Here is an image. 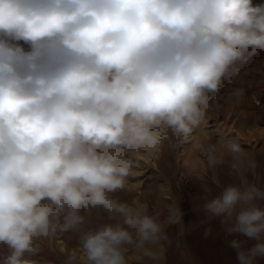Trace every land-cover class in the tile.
Here are the masks:
<instances>
[{"label": "clouds", "instance_id": "clouds-1", "mask_svg": "<svg viewBox=\"0 0 264 264\" xmlns=\"http://www.w3.org/2000/svg\"><path fill=\"white\" fill-rule=\"evenodd\" d=\"M257 52L264 4L252 0H0V264H37L35 241L69 229L82 255L67 264H128L133 250L161 260L179 208L161 221L113 194L134 172L133 153L154 152L169 131L188 138L210 94ZM204 155L209 167L231 157L241 176L203 211L257 240L230 244L239 264H254L264 257V190L244 173L255 162L232 137ZM93 208L114 222L82 229Z\"/></svg>", "mask_w": 264, "mask_h": 264}, {"label": "rangeland", "instance_id": "rangeland-1", "mask_svg": "<svg viewBox=\"0 0 264 264\" xmlns=\"http://www.w3.org/2000/svg\"><path fill=\"white\" fill-rule=\"evenodd\" d=\"M252 3L254 6L260 5L264 4V0H252ZM235 87L245 89L243 102L236 103L228 99L227 94ZM210 95L212 99L201 125L186 139L169 131V138L150 154L133 153L132 158L136 162L134 172L128 178L126 188L113 194L130 205L146 203L150 212L156 214L161 221L168 216L169 205H176L180 210L179 221L166 228L163 258L152 260L151 263L150 259L140 258L138 264H239L237 250L230 246L231 241L240 240L243 249H250L257 243V240L243 234H227V225L217 223L215 219L218 217L209 218L203 211L204 204L216 197L213 189L218 185V178L214 167L208 166L205 156L200 158L198 151L201 145H198L197 137L200 138L206 132L208 127L203 122L213 110L214 114L225 117L224 120L228 118L229 126L234 127L233 133L225 129L221 138H235L247 153L250 145L260 147L264 143V52H257L246 63L237 65L236 71L223 81L219 92ZM246 111L256 112L260 121L254 115V123L247 127L244 123ZM228 113L230 117H227ZM240 132L243 133L242 136ZM221 138L213 136L211 139L213 143H217ZM257 177L256 175L251 184L257 185ZM228 181L232 182L230 179ZM145 189H148L150 198L142 199ZM256 203L264 208V199H259ZM93 209L97 217L108 218L102 209ZM89 210L85 213L86 216L89 215ZM65 232L58 230L50 243L46 242L48 237L36 240L39 251L30 258L37 264H51L52 256L63 253L59 243L65 241ZM7 251V246L0 244V252L4 254ZM129 254L131 258L138 256L134 250ZM254 264H264V257L258 256Z\"/></svg>", "mask_w": 264, "mask_h": 264}, {"label": "bare ground", "instance_id": "bare-ground-1", "mask_svg": "<svg viewBox=\"0 0 264 264\" xmlns=\"http://www.w3.org/2000/svg\"><path fill=\"white\" fill-rule=\"evenodd\" d=\"M245 114H246V116L244 119V123L247 124V127H250L254 123V119H255L254 115L260 121V116L259 115L257 116L256 112L246 111ZM205 115H207L206 112H205ZM229 115H230V113H228L227 117ZM231 116H233V114ZM206 118L207 119L205 120V122H203V125L207 126L208 128L206 127L207 128V130L205 129L206 132L200 138L197 137V143H198V145H201V149L199 151L197 150L198 152H200L199 153L200 158L203 157V155H204L205 147L208 144H213L212 139H211L213 136H218L221 138V136L224 134L225 129L229 130L228 131L229 133H233L232 130L234 129L233 126H229L228 118L226 120H224L223 118H225V117H222L218 113L214 114L213 110L210 111V114L208 116H206ZM240 133L242 136L243 133L242 132H240ZM252 135H253V133H252ZM210 139H211V141H210ZM256 146L257 145H254V146L250 145L249 150H248V152H249L248 155H249V157H251L252 160H254L255 167L246 171L244 173V175H245L248 183H250V184H251L252 180L255 178V176L257 175L258 176L257 177V186L259 188H261L262 190H264V143L260 147H256ZM229 159H230V157H226L225 162L223 164L219 165L218 167L213 168V169H215V173H216V176L218 178V185H215L214 189H213L215 191L216 196L220 195V193L223 191V189L225 187H227L228 185H239L241 182V176L236 171H234L232 169V167H231L232 161H229ZM195 166H196V164H195ZM229 179L232 180V182H229L228 181ZM141 198L142 199L150 198V193H149L148 189H145L142 192ZM89 212H90L89 215L86 216V224L82 226V229H84V230H87L88 228L98 227L99 225L104 224V223L114 222V221H110L109 218L97 217L94 209H90ZM93 213L95 214V217H94ZM221 219H222L221 217H218L215 220L217 223L221 224L222 223ZM52 237H54V235H52L51 237H48L46 242L50 243ZM59 244H60L59 245L60 249H61V251H63V253L58 255V256H52V253H51V255H50V256H52V258L50 259L51 264H67L68 255L71 253H79L82 255V251L80 249V244H79V231L78 230H75V229H69V231L67 230L65 232V241H63ZM130 252L131 251H129L127 253L128 264H138V262H139L138 260L140 259V257L137 256L136 258H133V257L131 258L130 254H129ZM0 254H1L0 260H2L4 258V256H6L8 254V251L5 252L4 254H2V252H0ZM151 261L152 260H150V263H151Z\"/></svg>", "mask_w": 264, "mask_h": 264}]
</instances>
